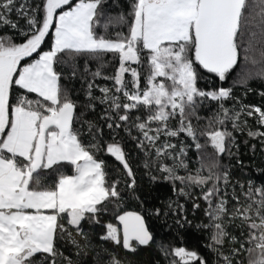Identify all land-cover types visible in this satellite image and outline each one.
Listing matches in <instances>:
<instances>
[{"label": "snow or ice", "instance_id": "snow-or-ice-1", "mask_svg": "<svg viewBox=\"0 0 264 264\" xmlns=\"http://www.w3.org/2000/svg\"><path fill=\"white\" fill-rule=\"evenodd\" d=\"M237 87L264 97V0H0V264H128L114 249L149 245L164 264H264V168L222 163L243 164L237 133L264 151V108ZM128 139L176 197L152 214L191 226L190 201L204 254L121 210L137 187Z\"/></svg>", "mask_w": 264, "mask_h": 264}, {"label": "trees", "instance_id": "trees-1", "mask_svg": "<svg viewBox=\"0 0 264 264\" xmlns=\"http://www.w3.org/2000/svg\"><path fill=\"white\" fill-rule=\"evenodd\" d=\"M111 2V0H109ZM113 11H117V9H113ZM21 24L24 21L20 22ZM23 37H18L19 42H23ZM45 50L49 47V43L46 41L43 46ZM92 66H95V62H92ZM107 71H111V68L107 69ZM232 77H229V80L224 82V87H228L231 84ZM219 83L218 80L211 81V87H216ZM69 87H73L72 84L68 85ZM252 87L256 88L257 91L260 90L259 84L255 81L251 83ZM75 87H79V83L77 82ZM200 87L207 88L209 87L208 81H201ZM236 95L240 96L243 99L245 104L257 105L264 108V97H261L257 94V92L248 93L246 96L243 90L240 87L235 89ZM74 99H76L79 103H84V96L81 92L79 95H74ZM82 109H78V112ZM100 112V107H97L95 113L88 112L84 117L85 119H98V113ZM250 124L254 122L250 119ZM123 135V133H121ZM237 142L239 144V160L243 162L242 165L237 164V158L235 156L228 158H222V163L225 166H231L232 174L235 177H239L241 179H246L243 175V172H247L250 176L259 180L261 177L256 176V173L253 169L264 168V151L261 150L262 146L258 140L250 139L245 134L237 133ZM247 140V143L244 141ZM252 145H255V151L253 154ZM125 151L130 155V164L133 167V171L136 174L137 187L134 190V194L125 193V200L122 205V211H134L142 214L145 218V222L149 228V230L153 233L154 239L156 242H172L173 244L180 246H186L189 249L197 250L204 254L206 250L201 247V241L203 240V235L199 233L195 225L200 221L202 214L200 211H196L195 214L192 212V204L191 202L186 203V208L188 209L187 215L188 219L192 221V225L189 226L185 224L183 228H181L178 224L175 223V219L171 213L167 216H155L153 215V210L156 208H160L162 212L166 211V204L170 199H175L172 189L169 184L161 181L153 182L150 179V176L147 173V170L142 166L143 154L139 152L138 149L135 148L134 142L130 139L126 140L124 143ZM194 155V153H190ZM98 159H103L107 162L108 171L110 173L109 180L115 179V175L111 174L113 172L114 167H121L118 162L114 161V159L108 155L100 153L98 155ZM246 166V167H245ZM243 168V171H242ZM66 174H72V169L70 167H65L64 169ZM181 202H184V199L181 198ZM110 211L103 217V221L105 223H114L117 226L119 225L118 220H116L115 215L111 211V205H109ZM121 227V226H120ZM103 231L99 226L96 228L97 234ZM183 237V240H181ZM93 243H100L98 240V236L93 238ZM109 248H113L111 244L106 245ZM119 251V254L122 258H126L128 264H164L163 259L161 258L160 253L157 251L155 245H149L147 247L139 246L135 253H128L123 249H114ZM211 259V255L208 254Z\"/></svg>", "mask_w": 264, "mask_h": 264}, {"label": "rangeland", "instance_id": "rangeland-1", "mask_svg": "<svg viewBox=\"0 0 264 264\" xmlns=\"http://www.w3.org/2000/svg\"><path fill=\"white\" fill-rule=\"evenodd\" d=\"M122 227V226H121Z\"/></svg>", "mask_w": 264, "mask_h": 264}]
</instances>
